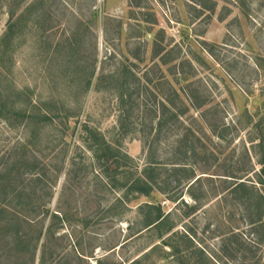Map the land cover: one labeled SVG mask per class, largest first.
I'll list each match as a JSON object with an SVG mask.
<instances>
[{"label": "rangeland", "instance_id": "374dc122", "mask_svg": "<svg viewBox=\"0 0 264 264\" xmlns=\"http://www.w3.org/2000/svg\"><path fill=\"white\" fill-rule=\"evenodd\" d=\"M178 88L197 90L205 105L187 106L181 117L203 146L188 161L200 176L193 190L200 206L186 217L181 204L173 215L177 229H188L215 264H264V245H255L243 205L217 199L234 177L259 186L262 176L250 124L264 122V0H0V102L47 116L34 148L59 169L48 207L64 212L65 221L42 234L46 264H179L168 248L151 249L159 243L153 231L135 234L142 204H174L157 190L115 204L123 193L94 182V174L105 176L81 133L82 123L98 129L123 162L118 176H127L146 163L160 118L165 137L153 158L169 162L177 155L164 151L178 123H169L171 110L161 113L159 103ZM24 134L0 120V151ZM75 156L77 169L67 178ZM230 229L246 245L233 256L218 249ZM39 253L40 245L33 264ZM6 264H31L30 253L13 251Z\"/></svg>", "mask_w": 264, "mask_h": 264}, {"label": "trees", "instance_id": "16d2710c", "mask_svg": "<svg viewBox=\"0 0 264 264\" xmlns=\"http://www.w3.org/2000/svg\"><path fill=\"white\" fill-rule=\"evenodd\" d=\"M160 60L162 62L163 57H160ZM168 103L165 100L159 103L161 113L164 114L171 110L168 121L173 125L177 122L179 131L176 132L169 149L164 153L167 156H177L170 157L169 162H157L153 158L157 157V147L162 137H165L162 136L161 130L166 121L159 118L156 125L157 131L154 132L150 141L147 140L149 144L146 147V163L139 173L132 171L128 172L127 176H118L119 168L123 162L119 161L113 148L98 132V129L91 128L86 123L81 124V133L85 134L84 146L91 153L93 162L105 176L103 180L96 173L93 175V180L107 193L122 191V196L115 197V204L119 203L122 198L133 194L149 196L153 190L163 194L174 206L166 210L160 203L142 204L139 208L142 215L140 227L135 234H140L143 230L153 231L159 243L152 246L151 249L168 248V252L176 258L179 264H215L213 261L214 259L217 261L216 258L202 245L195 248L189 230L179 231L176 226L177 222L173 220V215H176L181 204L187 208L184 212L186 217L200 206V198L193 193L195 185L201 182L200 176L196 177L194 170L189 167L188 161L190 157L201 153L202 150L199 149L198 152V147L203 144L201 137H197L191 128L185 126V121L181 117L185 114L187 106L201 109L205 105V100L203 96L198 95L197 90L188 92L184 88H178L172 91ZM178 104L183 108H180ZM33 108L28 110L26 106H21L15 110L7 107L6 101L0 102V120L3 121V125L8 129H17L22 126L26 131V134L14 145L0 151V264H6L13 251L21 250L30 253L31 264H33L39 245L38 264H46V243L45 241L40 243L42 234L48 235L65 221L64 212L62 213L60 210L53 212L48 207L53 197V182L55 183V179L57 180L59 169L57 172L52 168L50 162L34 148L33 140H38L37 126L39 123L45 122L47 116L33 113ZM153 113H156L155 110ZM200 117L204 119V112L200 114ZM250 125L258 132L253 147L258 151V163L263 176L259 178V186L248 184L244 179L245 176L234 177L236 180L229 182V185L221 190L217 199L226 201L227 198H231L243 205L242 209L245 215L243 219H246L250 233L256 237L255 245L259 246L264 245V122L259 120ZM30 128L34 131L32 135L28 133ZM70 164L67 169V178H70L73 169H77L75 167L76 156L74 159L71 158ZM90 167H94V164L91 163ZM184 194L195 202L190 206L184 204L181 198ZM205 194L207 193H203V197ZM113 206L111 204L108 209L112 208L113 210L115 208ZM245 248V240L239 232H233L231 229L224 233L218 245L221 252L232 256ZM194 250L197 254V261L192 260ZM217 263L219 262L217 261Z\"/></svg>", "mask_w": 264, "mask_h": 264}]
</instances>
